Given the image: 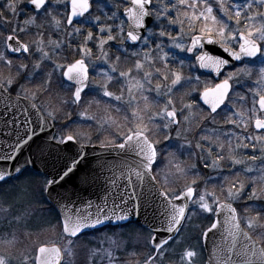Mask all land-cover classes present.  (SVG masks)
Returning a JSON list of instances; mask_svg holds the SVG:
<instances>
[{
  "label": "snow or ice",
  "instance_id": "snow-or-ice-1",
  "mask_svg": "<svg viewBox=\"0 0 264 264\" xmlns=\"http://www.w3.org/2000/svg\"><path fill=\"white\" fill-rule=\"evenodd\" d=\"M93 3L27 0L31 12L25 0L0 4V25H12L0 48V135L9 137L0 143L10 149H0L4 164L0 184L43 167L46 179L40 195L57 210L64 238L62 247L39 246L38 254L24 257L21 264H75L82 234L134 216L144 218L152 231L169 234L162 241L152 237L155 254L143 264H166L170 240L178 242L196 216L211 219L203 239L209 233L220 236L214 241L213 264H264V246L251 234L256 231L264 237V0H106L104 7L111 4L107 12L99 3L93 12ZM28 35L34 39L25 40ZM114 45L117 54L112 55ZM208 45L218 46L222 54H213ZM170 50L192 58L185 60ZM33 57L31 67L23 62ZM69 57L74 62L65 63ZM122 57L133 58L132 64L121 68ZM258 58L253 84L245 85L250 96L235 90V85L253 78L252 65ZM97 61L107 68L97 69ZM45 62L50 70L42 72ZM186 64L204 71L186 75ZM90 68L97 76L90 77ZM205 73L214 74L216 82L202 78ZM113 81L120 83L119 93L110 90ZM54 83L71 93L75 108H81L82 101L87 104L77 112L81 121H73L77 128L114 130L121 142L97 136L100 147L134 157L120 162L119 175L109 169L113 174L105 178L110 189L122 188V195L116 192L119 204L105 195L95 213L73 206L79 193L69 192L65 184L87 159V147L94 145L90 135L73 131L72 125L56 129L69 100L54 92ZM86 89H95L96 96L89 100ZM54 96L59 97L55 104ZM93 103L104 105L103 115L89 114ZM218 117H224L219 126ZM162 141L174 142L176 150H168L172 145L161 149ZM69 144L78 147L76 154L59 170L49 171ZM177 152L194 162L180 160ZM202 169H210L215 178ZM77 179L82 191L96 184L100 173H84ZM180 180L184 183L173 187ZM110 198L112 207L107 206ZM86 203L93 206L91 200ZM237 204L243 207L238 210ZM11 207L0 211L9 212ZM24 219L23 214L14 215L9 224ZM4 242L14 243L15 234ZM109 242L103 250L108 264H119L116 251L123 245L111 237ZM197 256L196 250L187 248L181 264H196ZM0 264L11 261L0 255Z\"/></svg>",
  "mask_w": 264,
  "mask_h": 264
},
{
  "label": "rangeland",
  "instance_id": "rangeland-1",
  "mask_svg": "<svg viewBox=\"0 0 264 264\" xmlns=\"http://www.w3.org/2000/svg\"><path fill=\"white\" fill-rule=\"evenodd\" d=\"M2 1L3 0H0V2ZM104 4L105 3H101L100 7L103 8L105 12L109 11V9L111 8V4L109 3L108 7H104ZM20 19L22 21L23 16H21ZM15 23L16 21H13V24ZM11 27L12 25H8L7 27L0 25V48H2V41L4 39V36L10 31ZM93 31L95 32L97 31V29L93 28ZM174 31L178 33V26L174 27ZM53 36L55 37V33H53ZM24 39L27 41H31L32 39H34V37L32 35H28L24 36ZM75 43L76 41H73V44ZM89 46H91V44ZM96 51V48L93 47L94 54L96 53ZM170 51H175L178 57L185 60H190L192 58L191 54L183 53L179 50ZM111 54H117V46H113ZM34 59L35 57L31 58V60H24L23 62L29 63L31 67V62ZM132 59L133 58H130L125 61L122 57L120 67L127 68L132 64ZM19 62L20 61H14V63ZM64 62H74V59L73 57H69V59ZM99 68H107V65H103L99 61H97V69ZM48 70H50V67L47 66V62H45V65L42 66L41 71L43 72ZM184 72L186 75L194 73L200 74L197 69L189 68L187 64L185 65ZM59 75V73H56L55 78L58 79ZM90 76H97V72L90 68ZM37 82H39V80H37ZM65 87H67V84ZM120 87L121 85L117 81H113V83L109 86L110 90L116 93L120 92ZM243 87V83L237 84L235 85V90L245 93L246 90L244 89V91ZM54 92L59 93V97H63L69 100V104L65 105L64 109L68 110L72 108L75 112V117H77L78 120L81 121V118L78 117L77 112L82 111L84 108H87V104H84L82 101V107L79 109L75 108V106H73L70 102L71 93L60 89L55 83ZM86 92L89 93L87 97L89 100L96 96L95 89H87ZM13 94L15 93L13 92ZM231 95L232 94H230V96ZM246 95L250 96L249 93H246ZM59 97L54 96L53 103H57ZM96 98L98 99L99 97L97 96ZM88 112L89 114L95 113L97 115H103L104 105L101 104L100 106H97L95 103H93L91 108H88ZM223 120L224 117H218L217 126L222 125ZM205 123H207V121H205ZM63 125L65 124H60L61 127ZM225 127L231 126L225 125ZM93 130L97 133H102L95 127L93 128ZM109 131L112 132V130ZM197 132H199V129L197 130ZM113 136L116 137L115 135ZM121 139V137L114 138L115 142H118ZM168 145H172V147L168 148V150H176L175 143L172 141H162L159 147L161 149H164ZM162 156L163 164H166L167 152H163ZM177 156L180 160H184V158H187V156L181 152H177ZM202 171L211 174V176L215 178V174L212 173L210 169H202ZM157 178L160 179L159 176ZM44 181L45 178L41 175L35 172L28 171L19 179H16L4 185H0V207L6 208L9 205L12 206L9 212L0 211V247H2V249H0V255L9 258L11 264H21V261L24 257L29 255H36L39 246L59 245L60 247H62L64 244V238L63 234H61L60 232L61 226L58 221L57 215L48 207L45 198L40 195V186L44 183ZM210 181L214 183V179ZM212 183L209 184L210 189ZM178 186L179 182L177 185H173V187ZM236 206L243 207L242 204H237ZM21 214L25 215V219L22 222L17 223L15 220H13L12 223L9 224V220H11L14 215ZM210 223L211 219L205 218V216L193 217L191 224L187 226L184 232L179 236L178 242H173L171 244V249L166 256V264H169L167 263L168 258H171L174 255L178 257V262L179 264H181V254L187 248H192L198 252V256L195 258L196 264H204V253L201 245V237L202 232L205 231ZM13 233L15 234V242L12 244L5 243L4 241L10 239ZM251 234L255 238H257L264 246V237H258L256 231H252ZM110 237L122 243L123 245L116 251V255L119 257V264H127V262L129 261H131L132 264H135L136 261L142 263L149 255H152V252H150L151 247L149 246L150 235L137 225L132 224L122 228L105 229L100 232L81 237L79 243L76 246L75 264H108L107 256L105 255L103 250L110 247ZM93 250H95V256L92 255ZM132 252H135L136 255H130V253Z\"/></svg>",
  "mask_w": 264,
  "mask_h": 264
},
{
  "label": "water",
  "instance_id": "water-1",
  "mask_svg": "<svg viewBox=\"0 0 264 264\" xmlns=\"http://www.w3.org/2000/svg\"><path fill=\"white\" fill-rule=\"evenodd\" d=\"M29 8L32 10V6L29 5ZM135 47V46H133ZM208 50L212 52L213 54H222V50L219 49L218 46L215 45H208L207 46ZM238 66L241 65L240 62H236ZM201 73H203L204 70H199ZM205 75L213 76L214 74H207ZM216 81V80H215ZM70 83V82H69ZM14 96V95H13ZM206 107V106H205ZM55 131V129H54ZM9 137L0 135V142L2 141H7ZM0 149L3 151H10L8 149L6 143H0ZM66 151L63 153H58L57 155L59 156L58 160H54L53 162L56 164L55 169L49 168V171H56L59 170L64 164L68 163L72 156L76 154L78 151V147L75 144H69L66 146ZM87 151V159L82 163L80 166L78 172L74 174L68 182L65 184V188L69 192L77 191L79 195L76 198L75 209L77 211H85V212H93L95 213L96 207L95 205L98 204H103L104 203V196L109 195L110 197L115 199V203L119 204L120 203V197L116 195L117 191H120L121 195L123 194L122 188H117V189H110L108 185L105 183V178L108 176H111L113 173L112 171H109V169H115L117 175H119V164L122 160H131L134 157L131 154L125 155L121 150L119 149H114V148H101L100 146L94 145V146H89L86 149ZM21 160H23V156L20 157ZM100 165H103L104 167L101 168ZM4 167V164L0 162V168ZM33 171H36L38 173L44 172L43 167L39 168H34L30 169ZM84 173H100V180L94 184L93 186L80 190L79 189V182L77 177L79 175H82ZM14 178V177H13ZM122 183V182H121ZM91 200L93 203V206L91 208L88 207V204L86 201ZM131 203V201L129 202ZM108 207L113 206V199H109L107 203ZM148 218L151 219V211H149ZM129 223H137L143 228L147 229L149 232L152 233V237H155L157 241H162L163 239L167 238L169 234L165 232H160L156 233L152 231L148 224L146 223L144 218H138V217H133L130 221L128 222H123V223H108L106 225L100 226L97 229H89L87 230V233H91L96 230H100L106 227H118V226H123L127 225ZM84 235V234H82ZM208 239L205 240L202 238V246L204 249V254H205V264H213V257H212V252H213V247H214V241H219L220 236L217 234L216 236H213L212 233L208 234ZM152 239V238H151ZM171 241V240H170ZM151 248L153 249L152 243L150 241ZM258 245L261 246V244L258 242ZM52 247V246H48ZM60 247V246H57ZM38 254V251H37ZM155 254V253H154Z\"/></svg>",
  "mask_w": 264,
  "mask_h": 264
},
{
  "label": "trees",
  "instance_id": "trees-1",
  "mask_svg": "<svg viewBox=\"0 0 264 264\" xmlns=\"http://www.w3.org/2000/svg\"><path fill=\"white\" fill-rule=\"evenodd\" d=\"M2 4V3H1ZM25 5L27 6L28 4H27V0H25ZM96 6V5H95ZM94 6V9H93V12L96 10V7ZM27 9H28V6H27ZM29 10V9H28ZM29 12H31L30 10H29ZM5 16H8V13L7 12H5ZM74 59V58H73ZM258 68V66L257 67H254V73H253V78L251 79V80H248V81H246V82H244L243 83V90L245 89L246 90V86L245 85H248V86H252V84H253V80L255 79V76H256V72H255V69H257ZM2 71L5 73V74H7V69H2ZM202 78H206V77H203L202 76ZM206 79H209L208 77L206 78ZM209 80H211V79H209ZM244 90V91H245ZM246 93H247V91L245 92V95H246ZM248 94V93H247ZM55 104V103H54ZM65 113H70L71 115L70 116H68V115H65ZM80 119V118H79ZM81 120V119H80ZM73 121H79L78 120V118L77 117H75V112H74V110L72 109V108H70V109H64V111H62V112H60L59 113V116H58V120L56 121V126H57V129H59L61 126H60V124L61 123H63V124H68V125H72V130L73 131H81V132H85V133H87L88 135H90L91 136V138H92V141H93V144H100V141L97 139V136H100V138L101 139H103L104 138V136H110V137H112V139H114V138H116V137H114L113 135L114 134H112V133H114V130H112V132H110V131H108L109 133H107V132H104V133H97L96 131H94L93 130V128L91 127V128H89V127H80V128H77V125H75V124H73ZM84 123H91V122H84ZM198 130V129H197ZM107 133V134H106ZM109 134V135H108ZM121 141V140H120ZM120 141H118V142H116V143H119ZM184 160H187V162L189 163V164H191V163H193L194 161L193 160H191V159H189L188 157L187 158H184ZM206 175H211V174H209V173H206V172H204ZM184 183V181L183 180H181V181H179V185H182ZM212 183V181H209V184H211ZM48 207L52 210V211H54L56 214H57V212L54 210V209H52L51 208V206L50 205H48ZM237 208H238V210L239 209H241L242 207L241 206H237ZM242 215H244V213H241ZM249 215H251V214H253V213H248ZM208 225V224H207ZM210 225V224H209ZM60 232H61V234H62V231H61V228H60ZM0 249H2V247H0ZM6 250V249H5ZM150 252H152V255H153V251L150 249ZM177 252H178V250H177ZM175 256V255H174ZM174 256H172L171 258H168V262L167 263H169V264H179V262H178V257H174Z\"/></svg>",
  "mask_w": 264,
  "mask_h": 264
},
{
  "label": "flooded vegetation",
  "instance_id": "flooded-vegetation-1",
  "mask_svg": "<svg viewBox=\"0 0 264 264\" xmlns=\"http://www.w3.org/2000/svg\"><path fill=\"white\" fill-rule=\"evenodd\" d=\"M5 2V0H3L2 2H0V4L1 3H4ZM106 1H100V0H95L94 1V3H93V9H94V6L96 5V3H105ZM93 9H92V11H93ZM259 63V58L256 60V62H254V64L252 65L253 67H257V66H260V63Z\"/></svg>",
  "mask_w": 264,
  "mask_h": 264
}]
</instances>
